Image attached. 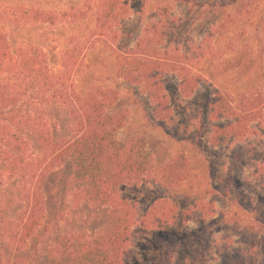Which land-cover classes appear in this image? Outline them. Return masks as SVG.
<instances>
[{
    "label": "trees",
    "instance_id": "1",
    "mask_svg": "<svg viewBox=\"0 0 264 264\" xmlns=\"http://www.w3.org/2000/svg\"><path fill=\"white\" fill-rule=\"evenodd\" d=\"M247 5L245 10L233 7L220 26L224 29L220 40L212 32L198 41L189 38L183 46L172 41L176 25L166 7L158 8L157 20L124 44L118 28L128 14L124 0H79L59 9L0 0V264H128L136 228L145 235L185 225L191 210L166 198L152 201L139 214L119 196L127 186H180L190 175L184 150L155 163L142 137L118 138L127 112L115 108L117 90L100 84L79 89L76 78L88 49L104 47L113 55L116 75L140 88L156 120L169 122L170 78L179 94L190 96L205 79L208 61L220 59V72L247 75L253 70L252 48L228 34L237 22L250 19ZM36 24L75 27L66 36L57 68L50 65L43 47L27 41L14 45L4 29ZM263 103L261 94L244 95L235 102L214 89L207 109L209 145L231 146L246 133L252 117L261 116L257 107ZM62 113L69 119V134L56 136ZM64 167L69 171L63 184L65 198L74 205L105 209L104 226L96 231L67 230L45 251L35 250L31 242L46 218V180ZM245 183L264 200V164H255ZM260 245L264 254V239Z\"/></svg>",
    "mask_w": 264,
    "mask_h": 264
},
{
    "label": "rangeland",
    "instance_id": "2",
    "mask_svg": "<svg viewBox=\"0 0 264 264\" xmlns=\"http://www.w3.org/2000/svg\"><path fill=\"white\" fill-rule=\"evenodd\" d=\"M18 1L57 9L79 2ZM124 1L128 14L118 26L124 44H130L147 23L157 20L158 8L166 7L176 25L172 41L183 46L189 38L198 41L212 32L213 38L220 40L224 36L220 26L233 7L245 10L244 4H248L252 10L250 19L247 23L237 22L236 29L228 34L237 43L250 46L254 58L253 70L247 75L235 70L220 72L217 67L220 59L206 62L205 79L190 96L179 94L173 78L167 80L173 117L169 122H161L151 115L150 105L140 88L116 75L112 53L101 46L88 49L76 85L81 89L100 84L117 90L119 98L115 108L127 112L126 124L119 130L118 138L142 137L147 153L157 164L167 161L179 149L189 158L190 175L180 186L166 189L146 183L121 188L119 196L133 204L139 214L160 198L170 200L183 210H191L190 219L180 229L164 227L142 235L136 228L133 255L128 264H264L260 249L264 239V200L245 183L255 164H264V103L257 107L261 116L252 117L246 133L229 147L209 145L207 117L214 89L228 93L235 102L244 95L264 96V0ZM4 29L14 45L27 41L43 47L48 51L50 65L57 68L66 36L75 27L50 28L36 24L15 28L4 25ZM60 118L63 121H57L56 136L69 134V119L64 113ZM68 172L67 168H60L46 180V218L38 237L31 242L35 250L45 251L67 230L96 231L104 226L105 209H92L85 203L74 205L65 198L63 184Z\"/></svg>",
    "mask_w": 264,
    "mask_h": 264
}]
</instances>
